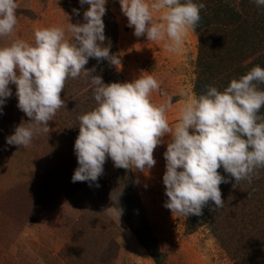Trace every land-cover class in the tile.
<instances>
[{
    "label": "rangeland",
    "instance_id": "obj_1",
    "mask_svg": "<svg viewBox=\"0 0 264 264\" xmlns=\"http://www.w3.org/2000/svg\"><path fill=\"white\" fill-rule=\"evenodd\" d=\"M146 2L151 5L154 0ZM16 3L18 23L11 35L0 36V47L15 40L34 44L38 28L62 27L65 38L71 40L70 23H84L83 13L89 7L82 6L79 0ZM73 9H78L79 14ZM107 10L117 25L122 66L117 64L116 71L121 80L130 82L139 75H152L159 89L150 94V101L166 106L168 123L174 128L185 103L205 94L209 87L197 81V31L189 29L179 49L169 51L167 37L148 41L146 36L134 35L119 0H107ZM164 11H153L154 23L164 22ZM202 24L200 19L198 26ZM100 62L89 58L85 68H95L92 75H99L106 82L107 77L98 70ZM9 87L12 95L0 113V264H158L154 257L161 264H264V241L251 242L250 237L243 236L235 244L238 237L230 240L232 229H227L229 234L221 241L208 225L191 232L188 217L164 207L168 199L163 184L167 134L164 143L154 150L156 164L150 170L117 168L108 158L97 182H72L79 166L74 151L78 117L96 107L95 86L83 73L67 80L61 93L65 108L58 110L49 122L50 131L40 132L26 148L6 142L16 126L29 122L17 107L15 85ZM169 100L171 105L167 106ZM123 192H131L139 203L137 231L128 226L123 214L119 217L115 207ZM241 192L230 188L228 206L224 205L222 211L232 217L238 215L243 204H247ZM260 234L264 235V230Z\"/></svg>",
    "mask_w": 264,
    "mask_h": 264
},
{
    "label": "clouds",
    "instance_id": "obj_2",
    "mask_svg": "<svg viewBox=\"0 0 264 264\" xmlns=\"http://www.w3.org/2000/svg\"><path fill=\"white\" fill-rule=\"evenodd\" d=\"M264 7V0H252ZM89 5L83 13L84 23H70L72 39L65 38L62 27L36 29L34 44L15 40L0 47V113L16 87L17 107L28 118L6 138L9 145L28 147L40 132H49V122L65 108L61 98L69 78L81 73L95 86L96 107L78 117L79 134L74 151L78 167L72 182H97L110 158L117 168L145 172L155 166L154 150L169 140L164 152L166 171L163 184L173 214L201 216L203 208L213 202V211L224 207L220 185L234 178L252 182L264 168V68L252 67L239 79H232L223 91L209 86L205 94L190 98L181 118L170 127L165 105H154L150 94L159 89L152 75H139L130 82L104 83L95 68L87 69L89 58L121 65V60L105 46L107 0H79ZM127 26L136 37L148 41L168 38L169 51L179 49L188 30L196 31L203 3L193 0H119ZM16 0H0V36H9L18 23ZM166 9L161 20L153 22V11ZM73 12L79 14L78 9ZM221 51V50H217ZM171 105V100L168 105ZM191 130V131H190ZM138 182V181H137ZM99 187V184L96 183ZM79 211V210H78ZM122 210L119 209V217ZM46 224V222H45Z\"/></svg>",
    "mask_w": 264,
    "mask_h": 264
},
{
    "label": "trees",
    "instance_id": "obj_3",
    "mask_svg": "<svg viewBox=\"0 0 264 264\" xmlns=\"http://www.w3.org/2000/svg\"><path fill=\"white\" fill-rule=\"evenodd\" d=\"M193 2L205 4V8L200 12L203 24L196 29L200 42L197 65L199 83L223 91L232 79H239L252 67L259 65L264 68V7H258L252 0H193ZM102 19L106 36L104 45L110 46V53L118 57L116 22L108 10ZM98 70L107 77V81L104 82L106 84L123 82L116 71V65H111L107 60L100 62ZM257 87L264 90V83L257 84ZM259 115L264 116V107L261 108ZM218 171L230 181L220 185L224 205H227L230 188L238 193H242L243 190L244 202L247 204H243L244 209L232 217L226 211H222L224 207L213 211L214 203L209 202V205L203 208L201 216H188V228L192 232L208 225L221 241L229 234L227 229H232L233 236L230 240L238 237L233 242L235 244L242 241L243 236L250 237L251 242L264 241V235L260 234L264 230V171L259 169L258 178L254 176L251 183L242 180L235 188L234 178L225 173L222 167ZM133 184L131 181V188ZM115 207L118 211L122 210L128 226L137 231L140 212L139 203L133 194L123 192L115 202ZM225 222L228 223L225 225ZM253 224L258 225V228ZM227 225L230 228H226ZM154 258L161 264L159 258Z\"/></svg>",
    "mask_w": 264,
    "mask_h": 264
}]
</instances>
